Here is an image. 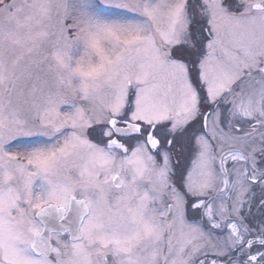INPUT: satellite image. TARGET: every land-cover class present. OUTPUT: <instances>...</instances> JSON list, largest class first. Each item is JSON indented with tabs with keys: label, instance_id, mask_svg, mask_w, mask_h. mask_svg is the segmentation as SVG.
<instances>
[{
	"label": "snow or ice",
	"instance_id": "obj_1",
	"mask_svg": "<svg viewBox=\"0 0 264 264\" xmlns=\"http://www.w3.org/2000/svg\"><path fill=\"white\" fill-rule=\"evenodd\" d=\"M0 264H264V0H0Z\"/></svg>",
	"mask_w": 264,
	"mask_h": 264
},
{
	"label": "rangeland",
	"instance_id": "obj_2",
	"mask_svg": "<svg viewBox=\"0 0 264 264\" xmlns=\"http://www.w3.org/2000/svg\"><path fill=\"white\" fill-rule=\"evenodd\" d=\"M8 0H5V3H7ZM33 138H21L20 139V147L25 146L27 143H29ZM254 216L258 220L259 219V213L254 211Z\"/></svg>",
	"mask_w": 264,
	"mask_h": 264
}]
</instances>
